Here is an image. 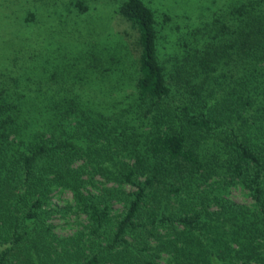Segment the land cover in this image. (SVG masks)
Returning <instances> with one entry per match:
<instances>
[{"label": "trees", "instance_id": "trees-1", "mask_svg": "<svg viewBox=\"0 0 264 264\" xmlns=\"http://www.w3.org/2000/svg\"><path fill=\"white\" fill-rule=\"evenodd\" d=\"M116 13L138 32L132 62L81 49L56 91L29 93L19 60L0 70V264H264V0L183 40L143 0ZM68 212L83 221L60 235Z\"/></svg>", "mask_w": 264, "mask_h": 264}, {"label": "rangeland", "instance_id": "rangeland-1", "mask_svg": "<svg viewBox=\"0 0 264 264\" xmlns=\"http://www.w3.org/2000/svg\"><path fill=\"white\" fill-rule=\"evenodd\" d=\"M88 10L75 8L74 0H0V70L10 66L8 60L15 59L22 67L27 62L32 66L22 71L18 66L10 73L14 77L24 75L20 81L19 90L29 93L42 87L56 91L57 83L64 79L66 62L80 58L81 49H91L97 55L106 56L99 50L111 47L115 54L125 55L128 61H133L138 55L137 30L116 13L121 0H82ZM156 10L157 16L162 12L170 14V22L162 25L171 31L174 39L183 40L185 33L193 27L210 20L214 13H222L227 6L237 0H143ZM61 3L59 6H56ZM39 9L37 12L36 10ZM84 11V12H82ZM28 18V21L26 20ZM97 33V34H96ZM163 33L166 35L165 31ZM89 37L87 40L86 38ZM178 38V39H179ZM90 40V41H89ZM35 46L36 51L29 47ZM27 51L23 57L22 52ZM36 54L33 58L29 55ZM28 56V57H27ZM71 58H69V57ZM130 59V60H129ZM28 65V66H29ZM20 67V68H19ZM24 67V66H23ZM45 72L47 80H40L38 71ZM28 75V76H27ZM27 76V77H26ZM26 77V79H24ZM57 81V83H56ZM107 82V80H104ZM97 85H100L96 81ZM43 90V91H44ZM230 196L239 202H250L245 191L238 187L231 188ZM71 198L69 191H56L53 202L63 206ZM55 230L60 235H70L77 230L83 221L82 217L68 212L64 216H53L51 219Z\"/></svg>", "mask_w": 264, "mask_h": 264}]
</instances>
